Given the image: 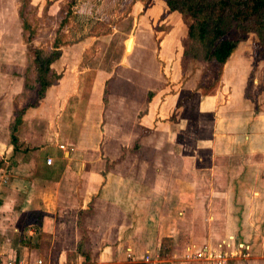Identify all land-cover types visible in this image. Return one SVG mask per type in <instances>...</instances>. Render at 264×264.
I'll return each mask as SVG.
<instances>
[{
    "label": "crops",
    "instance_id": "crops-1",
    "mask_svg": "<svg viewBox=\"0 0 264 264\" xmlns=\"http://www.w3.org/2000/svg\"><path fill=\"white\" fill-rule=\"evenodd\" d=\"M178 23L158 43L136 149L104 152L125 145L106 113L97 142L26 116L13 144L14 113L0 112V264H210L188 248L227 239L239 247L227 264H264V94L246 93L239 45L201 92Z\"/></svg>",
    "mask_w": 264,
    "mask_h": 264
},
{
    "label": "rangeland",
    "instance_id": "rangeland-1",
    "mask_svg": "<svg viewBox=\"0 0 264 264\" xmlns=\"http://www.w3.org/2000/svg\"><path fill=\"white\" fill-rule=\"evenodd\" d=\"M137 2L139 10L142 8L140 12H136ZM150 5L155 11L148 16L145 13ZM168 10L164 0H0L3 122L9 112L13 115L26 107L24 118H36L42 125L53 124L61 132L62 124L67 136L97 142L100 113L103 118L106 113L107 119L118 120L116 125H110L111 135L121 130L125 145L121 148L106 145L104 152L112 156L119 149H133L136 144L133 139L140 134V114L147 105V88H154L156 83L151 80L157 82L161 77L157 61L163 57L158 51L163 31L165 34L179 22L181 42L178 40L176 44L186 39L183 16ZM23 17L30 29L35 30L31 41L40 49H51L57 30L63 32L62 54L51 65L52 85L44 100L36 99L35 71L27 49ZM171 37L170 34L168 38ZM238 45L234 59L249 62L251 76L245 91L256 101L257 94H264V44L259 43L256 34L249 33ZM221 67L216 62H199L192 67L197 71L191 73L190 80L197 82L201 92H211L219 85ZM7 98L9 101L5 103ZM129 109H134L131 115ZM103 139L108 138L105 135ZM221 242H218L221 249L228 254L223 264H227L239 247L228 239Z\"/></svg>",
    "mask_w": 264,
    "mask_h": 264
},
{
    "label": "trees",
    "instance_id": "trees-1",
    "mask_svg": "<svg viewBox=\"0 0 264 264\" xmlns=\"http://www.w3.org/2000/svg\"><path fill=\"white\" fill-rule=\"evenodd\" d=\"M170 11L183 16L186 39L183 41V56L193 60L224 64L235 51L241 40L249 33L256 34L264 44V0H164ZM22 17V13L20 12ZM27 49L35 71L34 89L36 99L45 97L49 87L52 68L62 54V30H57L49 50L34 46L31 41L35 30L23 17ZM106 90V87H105ZM106 92V91H105ZM34 105V104H33ZM26 107L14 112L9 131L10 143L17 142V128L22 124ZM134 146V149H136ZM78 251H82L80 244ZM83 254L87 255L85 252Z\"/></svg>",
    "mask_w": 264,
    "mask_h": 264
},
{
    "label": "built area",
    "instance_id": "built-area-1",
    "mask_svg": "<svg viewBox=\"0 0 264 264\" xmlns=\"http://www.w3.org/2000/svg\"><path fill=\"white\" fill-rule=\"evenodd\" d=\"M63 148V145H61ZM52 163V158H47V164ZM222 243V242H221ZM216 243L212 245H206L203 248L199 249H190L188 248L186 252V257L189 259H202L210 264H223L225 262V256H227V252L221 249L222 244ZM226 247H229V244L223 242ZM232 252V251H231ZM230 252V253H231ZM148 260V257H146ZM9 264V263H8Z\"/></svg>",
    "mask_w": 264,
    "mask_h": 264
}]
</instances>
